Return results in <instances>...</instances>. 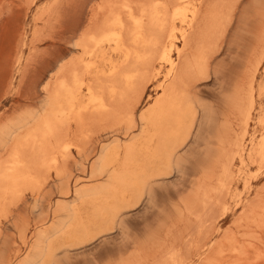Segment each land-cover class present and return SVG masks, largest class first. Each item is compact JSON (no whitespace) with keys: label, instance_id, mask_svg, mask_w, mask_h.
<instances>
[{"label":"bare ground","instance_id":"obj_1","mask_svg":"<svg viewBox=\"0 0 264 264\" xmlns=\"http://www.w3.org/2000/svg\"><path fill=\"white\" fill-rule=\"evenodd\" d=\"M240 2L116 0L102 9L105 18L100 29L89 30L87 36L82 37L84 57L69 62L64 70L56 73L55 81L46 84V101L33 123L28 127L21 123L16 126L18 130H24L14 139L0 164V206L4 207L7 200L17 199L26 190L42 191L41 187L51 179L52 172L58 178L63 177L65 170L60 169V164L72 156L73 149L80 148L71 140L72 136L69 138L59 131L60 127H84L80 133L85 135V124L92 120L87 116L108 115L116 123L124 121L132 132L126 134L123 145L120 139L112 146L103 145L92 162L91 178L95 181L103 179L104 183L72 190L65 181L70 178L61 180L64 185H60V196L72 198L66 206L56 208L64 213V219L52 231L39 232L37 243L20 264L52 263L57 253L110 232L135 206L133 202L138 203L143 197L150 196L152 185L162 179L165 169L177 166L178 153L191 137L199 116V107L191 96L192 90L209 76L211 59L234 23ZM253 38L255 44L249 55L251 61L245 63L249 66L243 68L246 69L243 80L240 79L242 82L236 88L234 86L232 100H229L240 117L238 124L244 131L249 127L253 112L259 111L253 124L260 128L259 135L254 133L247 144L230 134L229 129L219 137L214 158L200 171L201 176L197 177L188 200L176 209L177 217L165 231L164 238L159 243L155 241L157 244L154 246L153 243L149 245L160 256L154 258V264H214L213 255L219 254L230 240L227 235L215 243L211 233L216 219L226 211V197L234 195L231 194L232 161L238 158L242 165L246 161L261 167L264 165V111L258 109L257 103L264 94V86L256 80L264 60V30L256 32ZM114 57L118 59L114 60ZM144 80L157 81L156 97L147 107L136 112L146 89L137 93ZM145 84L148 86V83ZM117 103L126 105L120 109L115 106ZM230 112L233 114V111ZM134 129L138 134L134 135ZM90 131H87L88 134ZM5 135L1 131L0 136ZM74 136L78 137L77 134ZM40 170L46 172L44 178ZM249 185L245 186V198L235 205L243 209L240 223L245 221V227L256 233L258 228L264 230V187L263 191L260 189L261 192L256 193L258 200L254 202L257 204L251 202L255 205L250 203L247 206V198L254 192L253 186ZM3 215L0 208V220ZM191 224V227L194 226L191 234L181 230L182 226ZM235 224L238 226V223ZM256 240L258 242L259 238ZM139 258L141 254L120 264H143L141 261L146 260L139 261Z\"/></svg>","mask_w":264,"mask_h":264},{"label":"rangeland","instance_id":"obj_2","mask_svg":"<svg viewBox=\"0 0 264 264\" xmlns=\"http://www.w3.org/2000/svg\"><path fill=\"white\" fill-rule=\"evenodd\" d=\"M114 1L116 0H0V133L1 131L6 133L5 136H0V164L5 160L14 139L24 130H18L16 126L21 123L28 127L33 123V119L41 114L46 101L44 87L48 82L55 81L56 73L64 70L67 64L84 57L81 48V42L84 40L82 37L85 38L90 31L100 29L105 18L102 9L108 8ZM263 15L264 0H241L234 23L225 39L219 43L218 52L211 59L209 76L197 83L192 90L191 96L199 107V116L191 137L178 153L177 166L162 172V179L152 185L150 196L143 197L138 203L133 202L132 205L135 206L125 213L117 227L83 244L76 243L77 245L65 252L57 253L54 261L48 264H120L137 254H141L139 261L146 259L141 261L143 264H154L156 260L154 258H160L149 245L153 243L154 246L164 238L165 231L177 217L176 209L184 205L183 201L186 202L187 196H190V192L195 188L194 184L201 176L200 171L214 158L219 137L229 129L230 134L241 139V143L247 144L254 133L256 136L259 135L260 128L253 125L259 111L253 112L249 127L244 131L238 124L240 117L232 108L230 100L236 85H240L243 80L246 70L243 68L245 65V68L249 66L245 63L247 60L248 63L251 61L249 55L255 44L254 34L264 30ZM257 73V83L264 86V60ZM144 81V84L141 82L143 88L140 85L137 91L140 94L146 87L136 112L147 107L151 99L156 97L157 81ZM263 96L257 102L261 112L264 111ZM125 105L115 104L120 109ZM230 111H233V114ZM88 117L87 119L92 120L85 124L87 126L84 130L86 128L88 132L91 130L90 134L86 131L87 137L80 133L84 127L78 128L74 125L67 128L63 126L65 129L60 127L59 131L69 138L72 136L71 140L80 148L73 149L71 152L73 157L70 156L60 164V169L65 170L64 173L63 169L61 170L63 177L58 178L53 172L52 175L49 172L46 177L49 178L50 175L51 179L44 182L42 191L26 190L25 194L17 199L15 197L10 200L11 202L7 200L4 207L0 206L4 214L0 220L1 264L22 263L37 243L39 232L52 231V228L64 219V213L57 209L66 206L72 200L71 197L62 198L59 194V189L64 185L61 182L64 177V180L70 178L69 181H65L72 190L104 183L103 179L95 181L91 178L92 162L103 145L112 146L117 139V141L120 139V144H125V136L132 130L127 128L128 125L126 126L124 121L123 123L118 121L117 123H121L117 124L108 115ZM133 132L134 135L138 134L136 129ZM241 165L238 158L232 161L231 194H234L232 198L235 197L233 199L226 197L224 201L226 211L216 219L213 232L211 230L212 239H216L213 240L215 243L227 235L230 239L229 243L223 245L224 250L221 249L222 252H219L221 255H213L217 257L214 258V264H264V230L258 228L259 231L253 233L245 227V221L240 223L243 209L235 205L247 195L245 189L248 187L247 184L253 186L254 190L247 198V206L251 202L255 203V199L258 200L255 198L256 193L264 190V165L261 167L250 161H246L244 166ZM39 172H42V176L46 175L43 170ZM65 174L67 176H64ZM253 203L251 205L257 204ZM235 223H238V226ZM191 226L192 224L182 226L181 230L191 234L193 232L191 228L194 227ZM230 236H233L232 240ZM258 238L259 243L256 240ZM51 240L54 241V238ZM240 246L245 251L241 250Z\"/></svg>","mask_w":264,"mask_h":264}]
</instances>
